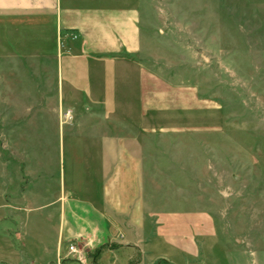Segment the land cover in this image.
<instances>
[{"label": "crops", "instance_id": "crops-1", "mask_svg": "<svg viewBox=\"0 0 264 264\" xmlns=\"http://www.w3.org/2000/svg\"><path fill=\"white\" fill-rule=\"evenodd\" d=\"M0 39L51 47L0 54L3 63H45L43 70L4 64L0 77L55 79V86L45 84V101H31L37 93L31 81L21 91L13 89L28 93V101L0 100V226L16 223L13 237L20 248L2 230L0 264H60L66 260L60 257L65 242L78 254L116 247L104 252L102 264H129L138 252L141 264L158 259L182 264L197 257L196 238L205 239L206 247L212 236L207 217L174 222L148 201L149 166L163 173L158 151L149 145L158 138L149 135V114L172 106L150 96L149 73L141 64V13L133 2L0 0ZM60 109L66 116L54 133L52 111ZM37 110L44 111L51 133L45 134L50 140L43 145L44 160L36 164L29 146L19 143L35 140L28 127ZM73 116L78 132L67 125ZM198 221L205 228L201 234ZM160 243L172 255L160 254Z\"/></svg>", "mask_w": 264, "mask_h": 264}, {"label": "rangeland", "instance_id": "rangeland-1", "mask_svg": "<svg viewBox=\"0 0 264 264\" xmlns=\"http://www.w3.org/2000/svg\"><path fill=\"white\" fill-rule=\"evenodd\" d=\"M128 1L141 13V64L149 73L150 96L172 106L149 114V135L159 138L149 145L158 151L155 160L163 173L149 166L148 201L165 219L195 215L209 220L208 246L196 238L199 255L182 264H264V0ZM22 41L0 39V54L51 48ZM4 64L45 69L39 61L0 62ZM30 81L37 87L31 101H45V84L55 86L54 78L43 75L27 80L7 74L0 77V100L28 101V93L14 94L13 89L32 86ZM52 112L56 133L65 111ZM75 119L67 125L78 132ZM45 124L44 111L33 112L28 128L35 140L19 143L29 146L36 164L44 160L43 145L50 140L45 138L51 133L49 120ZM72 176L73 184L77 178ZM200 221L197 234L205 229ZM14 223L4 222L0 233H8L19 250ZM70 244L62 245L60 257L66 260L60 264H102L104 252L116 249L106 245L94 259L88 256L94 251L68 255ZM158 250L172 255L162 243ZM141 258L138 252L129 264H141ZM149 264L171 263L158 259Z\"/></svg>", "mask_w": 264, "mask_h": 264}, {"label": "built area", "instance_id": "built-area-1", "mask_svg": "<svg viewBox=\"0 0 264 264\" xmlns=\"http://www.w3.org/2000/svg\"><path fill=\"white\" fill-rule=\"evenodd\" d=\"M69 254L75 255L78 253L77 247L73 244H70L67 248Z\"/></svg>", "mask_w": 264, "mask_h": 264}, {"label": "trees", "instance_id": "trees-1", "mask_svg": "<svg viewBox=\"0 0 264 264\" xmlns=\"http://www.w3.org/2000/svg\"><path fill=\"white\" fill-rule=\"evenodd\" d=\"M101 251V249H97L96 251H95V253H93V254H90V255H88V256H90V257H94V259H97V257H99V252Z\"/></svg>", "mask_w": 264, "mask_h": 264}]
</instances>
